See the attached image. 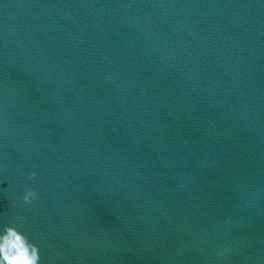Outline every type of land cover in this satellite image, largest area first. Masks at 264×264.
Returning a JSON list of instances; mask_svg holds the SVG:
<instances>
[{"label":"water","instance_id":"95a60500","mask_svg":"<svg viewBox=\"0 0 264 264\" xmlns=\"http://www.w3.org/2000/svg\"><path fill=\"white\" fill-rule=\"evenodd\" d=\"M6 226L40 264H264V0H0Z\"/></svg>","mask_w":264,"mask_h":264},{"label":"clouds","instance_id":"9594fccd","mask_svg":"<svg viewBox=\"0 0 264 264\" xmlns=\"http://www.w3.org/2000/svg\"><path fill=\"white\" fill-rule=\"evenodd\" d=\"M36 172L31 173L32 179ZM36 190L29 189L23 195L25 204H31L36 198ZM41 256L38 245L15 226H6L0 232V264H40Z\"/></svg>","mask_w":264,"mask_h":264}]
</instances>
